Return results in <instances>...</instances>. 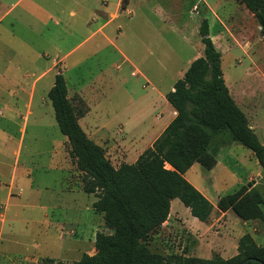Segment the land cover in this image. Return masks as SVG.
<instances>
[{
    "label": "rangeland",
    "instance_id": "rangeland-1",
    "mask_svg": "<svg viewBox=\"0 0 264 264\" xmlns=\"http://www.w3.org/2000/svg\"><path fill=\"white\" fill-rule=\"evenodd\" d=\"M14 1L0 4V17ZM35 1L16 5L0 24V264L72 263L95 254L97 232L110 233L93 209L96 195L83 191L48 98L59 71L87 135L116 168L134 164L172 116L162 97L203 56L199 28L207 19L225 83L264 144V32L241 0H131L133 15L122 13L110 24L109 41L96 38L81 46L67 71L58 66L46 76L59 56L85 38L88 10L71 7L78 15L69 36L53 20L35 18ZM45 7L57 12L68 6ZM9 60L13 70L7 69ZM88 96L97 102L92 111ZM221 140L214 169L196 164L186 174L214 205L210 220L201 222L172 201L167 222L148 240L153 252L210 259L232 252L235 232L243 230L264 246V224L245 225L232 212L222 218L217 210L220 197L257 180L264 196V169L253 153L228 136Z\"/></svg>",
    "mask_w": 264,
    "mask_h": 264
},
{
    "label": "trees",
    "instance_id": "trees-1",
    "mask_svg": "<svg viewBox=\"0 0 264 264\" xmlns=\"http://www.w3.org/2000/svg\"><path fill=\"white\" fill-rule=\"evenodd\" d=\"M264 32V0H241ZM203 56L194 60L173 91L166 95L176 116L134 164L116 168L105 150L83 130L68 97L64 75L59 72L48 93L60 132L70 144V156L82 174L83 191L95 194L93 209L103 218L109 234L97 232L95 254H84L68 263L52 264H264V246L249 233L238 242V253L229 259L216 254L210 259L183 252H153L148 240L170 217L171 204L179 200L191 215L208 222L214 205L185 175L196 164L207 170L217 165L221 138L250 150L264 169V144L239 108L222 72L207 19L199 28ZM221 140V141H220ZM225 144V143H224ZM220 213L232 212L244 223L264 224V196L258 187L242 186L217 201Z\"/></svg>",
    "mask_w": 264,
    "mask_h": 264
},
{
    "label": "crops",
    "instance_id": "crops-1",
    "mask_svg": "<svg viewBox=\"0 0 264 264\" xmlns=\"http://www.w3.org/2000/svg\"><path fill=\"white\" fill-rule=\"evenodd\" d=\"M6 1L7 0H0V4H5ZM23 2H28V0H15L14 2H12L10 4L8 10L6 12H4L3 16L0 17V24L2 23L4 18L7 17L8 14L11 13V10L14 7H16V5L22 4ZM125 3H126V7L123 8V4L125 5ZM33 5H36V6L39 5L40 6L39 9H37V11L36 10H32V11L36 12V15H34V16H35V18L37 20H39V18H42L43 20H46V19L47 20L49 19L51 21L53 20L52 22L54 23V27L55 28H60L61 27L64 30L63 32H66V34L68 33L69 36L71 35L69 33L70 32V28H71V23L72 22H77V20H74V19L77 18V15H78L77 10L75 11L74 10L75 8H71V7H78V9L81 10V12L83 10H85V9L88 10V12L86 14V18H85V23L86 24H84L85 29L88 30L86 32L85 36H84L85 38L79 44H77L75 47L71 48V50H68L62 57L59 56L58 59L56 61H54L47 68V70H45V72L42 74V76L43 75L46 76L51 69H55L56 70L58 66L60 68H62L63 71H67L70 68L68 66L67 62H69V60L72 58V56L74 55L76 50H78L81 46L89 44L90 42H92L96 38H100V40H104L106 42L109 41V34L108 33H109L110 24H112L115 21L119 20L121 18V14L122 13L127 12L128 15L129 14L133 15V12L129 10V6L131 5V0H38V1H35L33 3ZM49 5L50 6H61V7L62 6H68V7H67V9L64 8L65 9L64 11H62L61 9L60 10L58 9L57 12H56V10H51L50 8L45 7V6H49ZM121 6H122L123 10L121 9ZM50 13H53V15L50 14ZM62 18H64V19H62ZM62 24H63V26H62ZM121 29L122 28H119V31H121ZM91 48H95V46L93 45V46H91ZM90 51H92V49ZM46 57L47 56L45 55L44 58H46ZM197 58L198 57H195L194 60H196ZM10 61H11V63H10ZM8 63L9 64L7 65V69L13 70L14 68L12 67L13 66L12 65V60H9ZM80 63H82V62H80ZM80 63L76 62V63H74L72 65L77 66ZM59 72H61V71H59ZM54 82H55V80H54ZM173 89H174V87L172 88V91H173ZM95 92H96V90H92V91L90 90L88 95H94ZM68 97H69V94H68ZM93 97L94 96H88V99H89L88 103H89V105L91 107V111L97 105L96 104L97 102L93 103V101H94ZM162 99L167 101V99H165L163 97H162ZM175 116H176V112L173 109V113H172V116L170 117V120H168V122L165 123L164 126H162V128H160V131L155 135L156 137L154 136L152 138V140H150V143L148 144V146L152 147L153 143L157 140V138L161 135V133H163V131L166 129V127L175 118ZM156 121H159V120H157V116H156ZM160 121H162V119ZM249 122H250V120H249ZM104 124H106L107 128H109L107 123H104ZM250 125H251V128L256 133L255 126L251 122H250ZM157 135H159V136L157 137ZM185 177H186V175H185ZM249 181H251L252 183L254 182L253 176L249 178ZM260 186H261V182L259 183V181L257 180V183H255L254 187H258L260 189ZM199 191L205 197H207L209 199L208 194H206V192L204 190H199ZM228 214H229V212L228 213H221L222 218H224ZM244 224L246 225V223H244ZM201 230L203 231V233H206L208 230H210V228H205V229L201 228ZM244 232H245V230L239 231V232H235L236 236H237V238H236L237 240H236V242L234 244L233 250H232V252H229V253H227L225 251L223 253H221L220 256L222 258L229 259V258H232L233 256H235L238 253L237 243L239 242V240H240V238L242 236L247 234V233H244ZM203 257H204V259H207L206 258L207 256H203Z\"/></svg>",
    "mask_w": 264,
    "mask_h": 264
},
{
    "label": "water",
    "instance_id": "water-1",
    "mask_svg": "<svg viewBox=\"0 0 264 264\" xmlns=\"http://www.w3.org/2000/svg\"><path fill=\"white\" fill-rule=\"evenodd\" d=\"M249 187L251 188V187H252V185H249Z\"/></svg>",
    "mask_w": 264,
    "mask_h": 264
}]
</instances>
